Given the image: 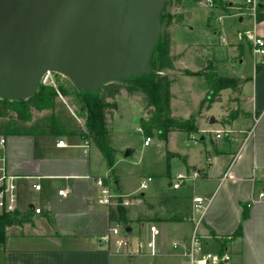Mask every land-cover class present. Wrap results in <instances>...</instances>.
I'll use <instances>...</instances> for the list:
<instances>
[{
  "label": "crops",
  "instance_id": "crops-1",
  "mask_svg": "<svg viewBox=\"0 0 264 264\" xmlns=\"http://www.w3.org/2000/svg\"><path fill=\"white\" fill-rule=\"evenodd\" d=\"M229 4L227 9L234 7V3ZM241 8L240 11L250 9L246 6ZM261 10L264 13V4ZM245 13H240L241 23ZM251 16L253 26L247 31L251 35L264 36V19L258 21L252 11ZM248 43L250 45V41ZM231 77L241 79L238 92H234L238 94V108L245 116L240 118L239 115L230 124L224 125H230L234 130L233 125L242 121V132L231 134L225 142L220 140L222 136L218 140L212 138V148H205L204 165L198 167L189 164L191 173H199L193 182L201 181L200 193L191 196H154L141 192L142 178L133 190L123 192L119 184L121 176L112 172L121 166V149L115 145L117 161L109 167L100 151L78 135L62 136L55 134V131H16V134L0 136V140L4 139L3 144L0 142V185L7 184L10 177H14L17 193L15 211L27 217L22 224L9 228L7 241L0 245V264H131L144 261L145 258H152L157 264H183L184 257L180 251L173 249L172 243L189 238L190 230L180 233L178 229L181 230L184 225L192 228V222L163 221L165 225H159L156 256L112 253L101 242V237L111 228L123 224L110 220L109 210L115 207L114 204L99 202L100 187L96 183L99 178L104 179L115 197L133 196L139 199L127 206L128 214L142 207L151 212L155 206L166 209L171 205L184 213L191 209L193 197H204L207 202L201 215V234L205 236L207 249L211 250L214 245L218 249L221 243L219 238L231 235L242 225V235L227 246L231 261L237 253L240 255V264H264V199L247 207L250 197H255L264 188V63L258 72L255 63L250 75ZM198 113L190 116L196 120L198 131L202 134L212 133ZM119 117L124 115L120 114ZM218 131L214 132L217 134ZM172 133L175 131L170 132L167 140L162 142L167 143ZM188 137L197 139L194 135ZM203 139L205 136L201 137ZM60 140L65 145H58ZM175 155L179 156V153ZM192 157L201 161L199 148H196ZM112 183L117 185V192L112 190ZM35 184H40L41 189L36 190ZM61 189H67L68 194L60 196L58 192ZM164 197L170 198L168 206L159 204V199ZM35 208H40L41 212L36 213ZM157 221L154 219L126 225L131 227L132 235L137 236L147 227L146 236L150 223Z\"/></svg>",
  "mask_w": 264,
  "mask_h": 264
},
{
  "label": "rangeland",
  "instance_id": "rangeland-1",
  "mask_svg": "<svg viewBox=\"0 0 264 264\" xmlns=\"http://www.w3.org/2000/svg\"><path fill=\"white\" fill-rule=\"evenodd\" d=\"M231 2L234 3V7L227 9L226 6L230 5L229 3ZM222 4L224 6L216 7L209 5L206 0H182L181 5L177 6L176 0H165L160 14L162 18H160L159 38L166 27L171 32V55L174 57V69H165L161 73L168 74L171 80V108L173 114L180 119H185L192 115L196 116L199 111V116L204 118L206 127L211 128L212 133L175 131V133L171 134L167 143H163L162 139L153 134L150 135L152 138L150 146L146 147L144 138L149 135L145 130L144 123L149 118V111L155 109V103L151 101L150 105L147 106L146 96L151 95L152 91L148 80L154 81L155 79L149 78L141 83L129 80V78L115 81L124 86H132L137 89L131 94L125 88L121 90V93L116 96L117 105L112 110V115L109 114L110 109L108 107H103L107 117L106 135L111 140L113 147L115 145L121 149L119 154V164L121 166L112 172L121 176L119 184L123 192L133 190L138 186L139 179L147 178L148 175H151L152 181L149 183L148 189L145 191L140 190L141 192L153 194L154 196L181 194L191 196L200 193L201 181L186 180L179 189L169 186V183L179 172L185 175L190 174L192 169H190L189 164L193 163L198 167L204 165L205 148L207 146L208 149H211L212 138L217 139L214 131L220 130L222 136L220 140L222 142H225L231 134L242 132L240 130L244 125L242 121H238L233 125L234 130L230 125L222 123L223 118L230 117L233 112L236 116L240 115V118L245 116L238 108V94L229 89L222 90L218 95L221 102H213L212 107L209 109L207 108V103L202 104L208 91L205 77L203 75L185 73L190 70H201L215 77L217 75L247 76L252 73L256 61L261 58H255L248 40L240 38V33L250 30L253 26L250 9L240 11L242 6H246L245 1L222 0ZM241 12H246L242 23L239 21ZM168 19L172 21L171 24H167ZM177 20H180V23H177ZM232 47L234 48L233 50L231 49ZM241 59L243 62L240 63ZM152 67L151 72H158L156 63H153ZM41 84L52 85L56 88L60 85H74L68 77L58 72H51L46 82L42 81ZM102 89L103 86L93 93H99L101 97ZM85 102L84 97L79 98L77 101L75 98L60 94L57 98L55 117H53L50 110L36 112L31 121L18 123L13 127L12 131L48 133L55 131L54 125L56 121L63 129L62 136L73 135L69 133H75L78 129L86 131L89 112ZM111 102V99L106 101V103ZM82 105L86 106L84 111L81 109ZM120 114H123L124 117L120 118ZM56 118L57 120L55 121ZM212 118L216 120L214 123L211 122ZM65 122L73 125V129L69 132L63 127ZM8 128L6 121L0 118V136L5 135L9 130ZM138 129H141L142 132L138 131ZM186 133L189 136H196L195 138L197 139H190ZM202 136H205V139L201 140ZM196 148H199L201 161L192 157ZM127 150L129 153L126 155ZM176 153H179V156L175 155ZM116 161L117 157L115 163ZM111 186L112 190L117 192V185L112 183ZM147 199L152 202L149 197ZM114 205L116 206V203ZM185 213L188 215L189 211L181 213V210H175L174 205L166 209L155 206L151 212L142 207L127 214L126 217L129 220L127 222L128 225L134 222L139 223L140 221L155 219L159 220L156 223L159 227V225H165L163 221ZM195 217L198 219V214ZM184 221L190 222L188 219ZM181 228V230L178 229V232H189L190 230L192 233L193 225L192 228L186 225ZM146 232L147 227H144L140 234L143 236ZM198 232H201V228L198 229ZM133 236L137 237L136 234ZM216 249L217 245L211 248L213 251H216ZM239 258L240 255L236 253L230 264H240ZM145 259L144 261L142 260L143 262L131 264H157L154 263L155 261L152 258Z\"/></svg>",
  "mask_w": 264,
  "mask_h": 264
},
{
  "label": "water",
  "instance_id": "water-1",
  "mask_svg": "<svg viewBox=\"0 0 264 264\" xmlns=\"http://www.w3.org/2000/svg\"><path fill=\"white\" fill-rule=\"evenodd\" d=\"M164 2L0 0V99L29 98L47 72L91 92L150 73Z\"/></svg>",
  "mask_w": 264,
  "mask_h": 264
},
{
  "label": "trees",
  "instance_id": "trees-1",
  "mask_svg": "<svg viewBox=\"0 0 264 264\" xmlns=\"http://www.w3.org/2000/svg\"><path fill=\"white\" fill-rule=\"evenodd\" d=\"M214 6H224L222 0H212ZM182 0H176L177 6L181 5ZM261 7L257 12V20L264 19V13H261ZM162 18V16H160ZM171 20L168 19L167 24H171ZM180 23V20L176 21ZM153 63L157 64L158 72L142 73L133 75L129 80L136 81L138 83L147 81L149 78H154V81L148 80L150 84L151 95L147 98V106L150 105V101L155 103V109L149 111V118L145 121L144 126L148 135L156 134L160 139L167 140V135L173 131H185V132H198L194 118L180 119L172 114L171 108V80L168 74H163L161 71L165 69H174V57L171 55V32L166 27L160 34V38L157 41L155 48L152 52L151 60L149 61L150 70L153 68ZM262 64H256V71H260ZM186 74L203 75L208 84V91L202 104L207 103V108H210L212 103L220 101L218 96L222 90L231 89L238 92L241 79L231 76H213L206 71L197 72H185ZM149 86V85H148ZM125 88L128 93L137 91L135 87L124 86L120 83L113 82L103 86L101 97L99 93H93L89 90L77 88L74 85L63 86L58 88L52 85L40 84L37 90L27 99L9 100L0 99V118L6 121L7 127H9L8 134H16L12 131L13 127L18 123L29 122L33 119L36 112L44 110H50L53 117L57 109V98L61 94L62 96L75 98L77 101L79 98L84 97L85 104H87V111L89 112L88 121L86 123L87 130L78 129L75 133H69L78 135L84 140L91 142L100 151L104 157L106 164L109 167L114 166L116 159V150L113 147L111 140L106 135V111L104 106L110 109L109 114L112 115V110L115 109L117 102L116 96L121 93V90ZM217 97V98H216ZM107 99H111V103H106ZM81 109L84 111L86 106L82 105ZM82 114V113H81ZM234 112L230 117H225L222 120L223 124H230L236 119ZM57 118L55 119V121ZM63 127L68 130L73 129V125L69 122H65ZM55 134L62 133V127L57 124L54 125ZM151 137V136H150ZM4 188V185H0V191ZM128 198L134 199L135 197L129 196ZM118 203L115 207H111L109 210L110 220L114 223H121L123 225L128 224L129 220L126 215L129 213V208L125 207L121 201L122 197L118 198ZM170 198L164 197L159 199V204L162 206H168ZM189 214L185 213L183 216H176L175 218L168 219L170 221H184L189 219L191 215V209L188 210ZM246 218V215L244 216ZM27 220L25 214L12 211L0 213V245L4 244L8 239V230L11 226L22 224ZM242 235V225L232 233L231 238L228 236H221L219 240L221 253H223L228 242L235 240Z\"/></svg>",
  "mask_w": 264,
  "mask_h": 264
},
{
  "label": "built area",
  "instance_id": "built-area-1",
  "mask_svg": "<svg viewBox=\"0 0 264 264\" xmlns=\"http://www.w3.org/2000/svg\"><path fill=\"white\" fill-rule=\"evenodd\" d=\"M207 3L211 6H214L212 0H206ZM245 5L251 9L253 14L256 16L258 9L264 4V0H244ZM245 38L250 41L252 54L255 58L261 57L256 64L264 63V36H258L256 34H252L249 31L244 33H240V38ZM51 72H47L42 81L46 82L49 74ZM138 131L142 132L141 129ZM216 137H221L220 131L217 132ZM152 141L150 136L144 138V144L149 145ZM0 142L3 144L4 139H1ZM58 145H65L63 140L58 141ZM199 177V173L197 171H193L192 173L185 175L182 172H179L171 182V186L175 189H179L186 180L194 181ZM14 177H10V181L4 185V188L0 191V213L3 212H12L16 210V201H17V193H16V184L14 183ZM152 181V177L148 176L147 178H142L140 181V190L145 191L148 189L149 183ZM97 185L100 187V196L99 202L102 204H117L118 198L111 194L109 187L105 184L104 179L99 178L96 181ZM34 188L36 190L41 189L40 184H35ZM58 194L60 196H66L68 194L67 189L59 190ZM139 198V197H138ZM264 199V188L258 192V194L254 197H250L247 207L250 208L257 201ZM139 201L137 197L134 199H130L128 197H122L121 203L124 206L131 205L134 201ZM207 200L202 196H195L192 199L191 206V215L189 217V221L193 223V230L187 240L183 241H174L172 243V247L174 250L180 251L182 256L184 257V264H229L231 261V256L228 251V244L225 247L223 253H221V247L216 251L207 249V242L205 236L198 232V229L201 228V215L205 210ZM36 213H40V208L34 209ZM198 214V219H196L195 215ZM128 225H120L117 224L110 231L101 237V242L105 243L111 250L112 253L123 254V255H132V256H143L150 255L156 256L158 255V235H159V227L156 223H150L149 225V233L148 235H139L134 237L132 233H128L125 231V227ZM230 239L231 236H228Z\"/></svg>",
  "mask_w": 264,
  "mask_h": 264
}]
</instances>
